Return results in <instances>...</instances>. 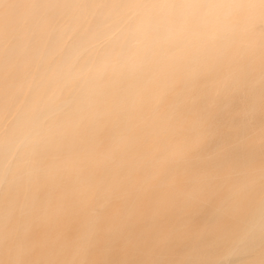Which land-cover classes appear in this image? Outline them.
Here are the masks:
<instances>
[{"label": "rangeland", "instance_id": "1", "mask_svg": "<svg viewBox=\"0 0 264 264\" xmlns=\"http://www.w3.org/2000/svg\"><path fill=\"white\" fill-rule=\"evenodd\" d=\"M0 141V264H264V0H0Z\"/></svg>", "mask_w": 264, "mask_h": 264}, {"label": "bare ground", "instance_id": "2", "mask_svg": "<svg viewBox=\"0 0 264 264\" xmlns=\"http://www.w3.org/2000/svg\"><path fill=\"white\" fill-rule=\"evenodd\" d=\"M209 1V0H208ZM207 4V3H206ZM186 41V40H185ZM198 71V70H197ZM260 78V77H259ZM15 127H18V124H16V126ZM12 131V130H11ZM1 142V141H0ZM0 181H2V180H0ZM1 183H3V181L1 182ZM262 207H263V211L262 212H264V205H262Z\"/></svg>", "mask_w": 264, "mask_h": 264}]
</instances>
